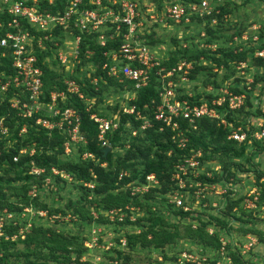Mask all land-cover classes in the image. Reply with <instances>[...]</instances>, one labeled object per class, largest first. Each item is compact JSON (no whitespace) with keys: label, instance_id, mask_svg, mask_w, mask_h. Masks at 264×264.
<instances>
[{"label":"trees","instance_id":"16d2710c","mask_svg":"<svg viewBox=\"0 0 264 264\" xmlns=\"http://www.w3.org/2000/svg\"><path fill=\"white\" fill-rule=\"evenodd\" d=\"M91 1L84 0L82 7L96 9L99 12L113 9L115 12L117 10L124 15L121 10V0H100V4H95ZM127 1L136 4L135 10L137 14L134 19L140 21L142 9L147 10L149 19H153L150 17L149 6L162 11L165 4L170 2L187 6L190 3H199L201 0ZM210 3L212 4V9L209 13H204L203 15L198 13L190 14V21L186 23L183 21L174 23L167 16H164L165 20L171 24L189 26L190 23H205V30L196 37L198 43L181 45L177 43V40H173L175 49L162 59L159 58V67L170 68L176 65L178 61L185 59L193 64L187 74V81L195 79L200 72L207 73L205 81L211 83L213 89L205 95L207 99H202L200 94H188L178 86L173 88L174 94L171 96V100H187L189 103H200L206 100L211 105L210 100L220 87V83L216 79L217 72L220 69L225 71V77L234 76L233 83L227 88L234 93H244V103L235 111H226L224 105L218 108V112L230 124V128L234 129L237 126H242L243 130L248 134L247 140L237 142L228 138L231 129L218 124V120L214 118L201 117L197 120L195 128H193L186 119L176 117L175 120L178 122L179 128L186 136L185 145L180 147L177 141L178 138L175 135L176 132L165 126L161 120L155 119V107L162 100L160 92L163 91L168 80L165 78V81H163L156 74L158 67L152 68L149 74V81L140 86H136V81L125 78L122 75L118 77L110 76L103 68V64L106 61L103 52L118 48L122 35L127 31L125 23H121L120 34L114 40H108L104 46L98 42L100 32L80 33L81 40L78 45L77 57L80 58L81 65L88 64L92 66L91 76L86 80L74 77L83 98H80L77 93L66 91L62 79V69L58 72L59 70L50 68V64L54 60L56 61L54 52L57 47L53 44L54 40L49 42V44L45 42L47 48L42 51L37 50L38 63L43 71L45 98L49 99L48 94L50 91L64 92V98L58 106L61 108L72 107L77 111L79 114L78 127L85 137V142L72 145L71 151L66 153L64 143L69 140V134L65 129H61L57 125L47 128L35 123L37 117L53 121L57 120L58 116H48L44 112L39 111L23 117L18 114L19 110L17 108L10 106L8 98L12 96V93L7 92L6 96H2L1 100L4 101H0V117L3 116L4 125L8 128V132L7 134H0V171H3V174H0V216L3 217L4 221L0 227V264L8 262L14 257L21 261L22 264H70L72 261H76V264H92L91 262L83 263L78 261L88 250V248L83 246L84 240L88 237L85 233L80 235V245H76L73 241L79 239L78 232L69 234L47 228L46 231L49 236H40V232L43 230L42 226L33 221L25 237L21 238L19 228L21 227L20 224L24 225L25 221L20 219V214L26 213L25 208L30 207L46 212V218L44 219L48 221L49 218L47 217H53L52 225H62L64 220L60 218L67 213L70 217L76 216L80 225L85 222H107L108 215H110L109 212L112 209H120L124 214L123 218L119 220L118 216H115L111 220L117 226L116 233L124 234L126 237V248L134 245L139 247L151 245L153 248L163 250L166 244H171L175 240L177 231L176 227L173 233L167 230L166 226L169 225V222L159 216L162 212L152 210L153 206L158 207L163 212L165 210H173L175 214L172 213V215H177L180 219H183L192 214L190 210H185L184 206L188 205L191 207L192 200L194 202L195 199L199 198V196L197 198L193 197L195 195L194 191L198 190L196 185L191 187H180L178 185V180L173 176L178 164L194 152H200L196 159L199 162L198 167H200L201 172L197 177L189 174L192 182H200V187H203L199 195L204 193L211 185L220 181L224 182L228 188L227 183L230 182V178H234L233 175L236 169L243 172L250 171L251 168L246 167L247 163L237 164L236 160L245 156L247 145H249L250 150L249 157L247 155L248 162H251L250 157L254 152L264 151V139L258 140L251 135L253 131L258 129V126L249 122L248 119L251 117H247L250 114H254L249 112V109L253 107L252 87L262 79L261 75L256 74L253 82L251 80L248 83V70L251 68L264 69V56L254 55L256 50L263 49L264 42H262L263 39L261 37L256 41L252 39L253 35L258 36L255 31L246 40L241 38L244 34H235L236 37H240L244 42V45L238 44L236 48L215 43L216 40L223 36L219 26L222 25L224 17L232 13L230 6L232 2L229 0H210ZM39 4L43 8L42 10L45 9L52 13L62 12L67 6L66 0H55V4L51 5L46 0H40ZM0 19H4V16H0ZM111 31L113 30H107L105 33L108 34ZM58 33L59 31L56 30L53 34L56 36ZM136 34L138 35L137 40L152 50L151 46L155 45L156 41L147 35L139 34V31ZM184 40L186 41L187 38H184ZM252 41L261 43L256 44L257 46L252 48L249 46ZM210 44L215 45L214 50L210 49L212 48ZM89 51L90 54H87ZM45 56H48L49 59L53 58V61L45 60ZM203 60L208 61L211 65L201 64ZM240 61L247 63L245 76H240L237 73L236 66ZM212 66L216 68V71H213ZM172 79L174 81L178 78L173 76ZM263 91L264 87L261 88L259 93L262 94ZM111 92H129L132 98L126 102L125 106L134 105L133 113L123 112L122 107L125 106L121 104H109V100L106 98ZM87 99L94 100L92 110H87L86 108ZM101 103L107 104L105 107L107 111H99L98 107ZM111 107L116 111L111 113L109 110ZM93 111L98 112L101 116L109 117L112 115V117H117L119 122L117 130L113 134L107 133L105 137L109 139L112 149L117 147V149L122 150V153L112 157V151H109L104 155L103 147L100 146L97 138L98 124L90 118V113ZM243 112H245V122H240L237 119V115ZM254 115L257 118L264 117V112L258 109ZM144 119L149 121V126L141 129L140 125ZM22 127L26 128L25 132L19 135ZM63 127H66V124H63ZM133 131H136L135 134L132 133ZM21 149H26V152L20 153ZM31 150H33L32 153H30ZM85 152L93 154V157L83 158L82 155ZM16 155L19 156L17 160H14L13 157ZM213 162L220 163L218 172L209 168V165ZM102 163H105V165H102ZM33 168L40 169V172L35 173ZM53 169L57 173H54ZM121 171L126 172V174L119 178L118 175ZM253 171L256 175L255 185L259 190L256 207L245 209L242 203L246 194L243 193L236 198L233 195L235 192L232 190L217 194L219 195V201L215 207L212 206L213 201L206 197L202 200L200 209L202 211L208 210L211 213L210 219L203 220L198 214L197 226L192 229L190 226L186 228L187 235L191 240L196 241V244L211 252L215 249L220 250L221 240L218 238L219 233L224 232V236L227 237L233 236L232 227L230 226L232 221H238L241 224H251V222L257 221V213L264 207V180H261L264 174L257 167ZM149 173L155 175L158 183L150 185L146 192L136 193L132 196L130 190L134 185L133 183L139 185ZM18 181L21 182L22 193L13 192L10 197L7 196L5 193L7 189ZM75 181L80 182L77 187L79 196L74 202L68 199L64 203L61 216L54 215L58 209L51 208L50 204H48L49 202L41 200L43 197L40 192H36L37 188L40 191L42 187L47 189L52 185H75ZM83 182H91L93 187L84 186ZM207 185L209 186L206 187ZM32 190L35 192L31 194ZM174 193L182 195L181 205H177L174 201L168 203V197L170 198ZM11 197H17L20 201L15 202L10 199ZM205 201H208V204ZM128 206L129 208L137 207V211L141 209H148L149 211H146L144 216H138L132 221L130 220L131 211ZM92 207L102 211L96 219L87 212ZM4 209L13 213L12 218L7 219L4 217L5 214H2ZM13 221L16 223L13 224ZM70 221H73L72 218ZM127 226L128 228L138 227L140 231L136 233L135 230H127ZM208 227L212 228L211 233L208 232ZM246 230L253 229L247 228ZM13 236H16V238H13ZM20 242L23 244V248L16 249V244ZM46 243H49L47 254L41 250ZM179 251L178 253H173V260L164 261L175 262L180 255ZM121 252V250L116 249L111 251L110 254H112L114 259L120 260L119 257L122 258L124 255ZM72 253L75 255L73 260L71 258ZM228 253L233 258L234 263H246L239 256L240 252L233 250ZM206 261L209 264L215 263L212 258L211 260L208 258ZM10 264L13 263L11 262ZM116 264H125V262ZM187 264L201 263L190 262Z\"/></svg>","mask_w":264,"mask_h":264},{"label":"built area","instance_id":"2783aa9c","mask_svg":"<svg viewBox=\"0 0 264 264\" xmlns=\"http://www.w3.org/2000/svg\"><path fill=\"white\" fill-rule=\"evenodd\" d=\"M39 1L0 0V16H4V19H0V101L3 102L4 100H1L2 96H6L8 94L7 92H11L12 96L6 98H8L11 107L19 110V115L23 117L30 116L42 111L48 116H58V119L53 121L47 118L37 117L35 123L47 128L57 125L59 128L65 129L69 134V140L64 143L66 153L71 151L72 145L85 142V138L79 132V114L72 107L61 108L58 106L64 98L63 91H50L48 94L49 99L45 98L43 91V71L38 63L37 57V50H45L47 48L45 42L49 44V42L54 40L53 33L56 30L59 31L58 34L62 33L63 43L53 41V44L57 47L55 48L54 56L60 65L65 67L68 52L66 48L71 47V51L69 52L77 58L78 45L81 40L80 33L100 32L98 42L104 46L108 40H114L120 34L121 23H125L127 31L122 35L123 37L118 44V48L103 52V55L106 57L103 68L110 76L118 77L122 75L125 78L136 81V86H140L149 81V74L152 68L158 67L156 74L159 75L161 80L165 81V78L168 80L163 91L160 92L162 100L155 107V119L161 120L165 126L170 127L176 132L175 135L178 138L177 141L180 147L185 145L186 136L179 128V124L175 120L176 117L186 119L193 128H195L197 120L204 116L217 119L218 124H221L223 127H231L220 112H218V108L225 105L226 111H235L243 105L245 94L234 93L228 88L219 87L216 90L215 96L210 100L211 105L204 101L200 103H189L187 100H171V96L174 94L173 88L178 85L175 84L176 82L175 80L173 81L172 77L177 76L181 81H187V74L193 67V64L191 61L184 59L178 61L176 65L170 68H165L164 66L159 67L160 59L158 56L145 46V44L137 40L138 35L136 32H138V27L142 23L134 19V16L137 14L135 10L136 4L127 0H121V10L124 14L122 15L120 11L116 10L115 12L113 9L99 12L96 9L84 8L82 7L84 0H66L67 6L62 12L52 13L45 9L42 10L43 8L39 4ZM46 1L49 5L55 4V0ZM91 2L100 4V0H92ZM211 9L212 4L210 0H201L199 3H190L187 6L170 2L163 7V14L174 23H180L182 21L186 23L190 21V14L198 13L199 15H203L204 13H209ZM150 14V17L154 18V14ZM110 29L113 31L106 34L105 32ZM65 33H68L70 36H64ZM241 38L246 40L248 36L242 35ZM252 39L255 41L259 40L257 35H253ZM67 42H70L72 45H68ZM64 45H66V48ZM87 54H90V51ZM254 55L264 56V48L256 50ZM45 60L49 61V57L45 56ZM50 68L52 67L50 66ZM246 68L247 63L245 61L238 62L236 66L238 75L245 76ZM247 82H251L248 77ZM63 83L67 92L77 93L80 98H83L75 80L68 81L63 77ZM212 90L211 86L210 91ZM86 102L87 110H92L93 105L90 104V100L87 99ZM134 109V105L122 107V111L125 113H133ZM90 118L98 124V140L100 141V146H107V138L105 136L107 133L113 134L117 130L119 125L118 119L116 117L107 118L99 116L96 112H91ZM3 119V116H1L0 134H7L8 128L4 125ZM248 120L250 121V119ZM252 123L258 126V129L253 131L251 135L258 140L264 139V117L256 118V122ZM63 124H66V127H63ZM146 126H149V121L144 119L140 128L143 129ZM25 129V127H22L19 135L25 132ZM230 129L228 138L234 139L237 142L247 140L248 134L243 130L242 126ZM135 132L133 131L132 133L135 134ZM25 152L26 149L20 150V153ZM32 152L33 150L30 151V153ZM199 155L200 152L198 151L185 158L177 165L173 176L178 180L180 187L196 185L198 190H200V194L203 190L200 187V182L187 185V181L190 179L189 174L197 177L201 172L200 167H198L199 162L196 159V156ZM17 157V155L13 157L14 160H17ZM82 157H93V154L85 152ZM102 165H105V163H102ZM33 171L39 173L40 169L33 168ZM53 171L57 173L55 169ZM125 174L126 172L121 171L118 177L122 178ZM157 183L158 180L155 175L149 173L139 185L133 183L134 185L130 193L134 195L136 193L146 192L150 185ZM82 184L90 188L93 187L91 182H83ZM34 192L32 190L30 193L32 194ZM258 195L259 193L257 195L246 194L243 198V207L245 209L254 208L258 200ZM181 197L182 195L175 194L173 201L177 205H181ZM109 213V216H113V219L115 216H118L119 219V214H122L119 220L124 216L120 209L111 210ZM224 249V245L221 246V252ZM183 256L187 257V260L185 259L186 262L200 263L197 258H194L190 254L184 253ZM231 264L237 263L231 262Z\"/></svg>","mask_w":264,"mask_h":264},{"label":"rangeland","instance_id":"374dc122","mask_svg":"<svg viewBox=\"0 0 264 264\" xmlns=\"http://www.w3.org/2000/svg\"><path fill=\"white\" fill-rule=\"evenodd\" d=\"M232 3L230 4L232 13L228 16L224 17V20L222 22V25L219 26V28L222 31V37H220L218 40H216L215 43L217 44H223L227 47H238V44H243V40L240 37H236L235 34L242 33L246 36H249L250 34L253 35V33L258 34V38L261 37L263 39L262 42H264V1L262 0H229ZM150 12L153 13L154 18L149 19L147 17V10H143L140 12V22L142 23L141 26L138 27L139 34L147 35L148 37L152 38L156 41L155 45H152V51L158 56V58L162 59L163 57L167 56L169 53H171L172 50L175 49V44L173 40H177L178 44L188 45V44H194L198 43L197 36L199 33L204 32L205 30V23L197 24V23H190L189 26H186L185 24H171L170 22H167L164 18L163 9L162 11H159L160 9H153V7L149 6ZM259 32V33H258ZM201 35V34H200ZM64 36L68 37L70 36L68 33H65ZM54 41L63 43V36L61 34H56V36H53ZM64 37V38H66ZM184 38H187L185 41ZM260 38V39H261ZM202 39V38H201ZM261 39V40H262ZM71 41V40H69ZM143 41V40H142ZM68 45H72V41L67 42ZM202 43V42H201ZM261 42H250L249 46L253 48V46H257L256 44H260ZM264 44V43H263ZM244 45V44H243ZM212 46V50H214V46ZM66 48V45H64ZM242 48V47H240ZM264 48V47H263ZM54 50V49H53ZM67 52V63L65 67L62 66L60 63L56 60H54L53 63L50 64V66L55 69L60 70L62 69V79L63 77L65 80H73L74 77L79 78L80 80H86L91 76V65L84 64L81 65L80 58L74 57L71 52V47L66 48ZM49 60L53 61V58H50ZM201 64H207V66H210L211 64L203 60ZM91 66V67H90ZM213 71H216V68L213 67ZM229 72V71H228ZM248 78L252 80L254 75L258 74L261 75L262 79L255 83V85L252 87V105L253 107L249 109V112L256 114L257 110L260 109L262 112H264V91L263 93H259L261 88L264 87V69H257V68H251L248 70ZM68 74V75H66ZM205 74V75H204ZM207 73L200 72L195 79L189 80V81H181L180 79L175 80V84L180 87L181 89H184V91L188 94H200L202 99H207L205 95H207V92L210 91V87L212 86L211 83L208 81H205ZM225 71L219 70L216 75V79L218 83H220V87L229 86L233 83L234 76H228L225 77ZM132 98V95L129 92L126 93H113L111 92L106 99H108L109 104H118L125 106L126 102ZM204 102H207L206 100ZM103 105V106H102ZM106 103H101L100 106L101 110H105ZM100 109V108H99ZM100 110V111H101ZM111 113L115 112L116 110L111 107L109 109ZM245 112L241 113L240 115H237V119L240 120V122H245ZM254 114H250L247 117H251L249 122H256L257 116ZM111 118L112 115L110 116ZM115 117V116H114ZM258 121V120H257ZM9 136V135H8ZM107 146H110V141L107 138L106 140ZM247 150L245 153V156L239 158L236 160L237 164L247 163L246 167L251 168L249 172H243L241 170L237 171V169L234 172L233 177L230 178V182L227 183L228 188L226 187V184L224 182H216V184L211 185L210 188L206 189L204 193L199 195L200 190H195L193 197L199 198L196 200H192V205L189 207L188 205L184 206L185 210H190L192 212L191 216H188L186 218L180 219L177 215H172L173 210H165L164 212L162 210H159L158 207L153 206L154 208L152 210H156L158 212H162L159 216L164 218L169 222V225H167V230L170 233L175 232V227L177 231V236L175 240L171 244H166L165 247L162 249H156L153 248L151 245L146 247H139L138 245H134L133 247L126 248V237L124 234H118L116 233L117 226L113 219V216L108 215L107 222H85L81 225L78 222V219L76 216L70 217L68 213L66 215H62L63 217L60 219L64 220V223L61 225H52L54 218H49L48 221H46L44 218H46V212L35 210L33 208H25L26 213L20 214V219L25 221L24 225L20 224L21 227L19 228L20 237L24 238L25 234H27V230L30 229V224H32L33 221H35L38 225L41 224V228L43 229L40 232V236H49V233L46 231L47 228L55 229L59 232L69 233V234H76L79 235V239L76 241H73L74 244L76 243L80 245V235L85 233L88 235L87 239L84 240L83 245L88 248L87 252L83 254L78 261L80 262H91L92 264H104V263H124L125 264H187L190 262H186L185 259L187 257H184L183 254H190L194 258H197V260L201 264H209L206 260L208 258H212L214 260V264H231L233 262V258L230 257L229 251H238L240 252V257L245 264H264V207L261 208V211L257 213V221L251 222V224H241V222L238 221H232L231 222V232L233 236H224V232L219 233V239L221 240V246L224 245V250L221 252V249H215L212 252L203 249L200 245L196 244V241L191 240L188 235L186 228L188 226L192 228L197 226V218L200 215L203 220L210 219V214L207 211H202L200 209V205L202 203V200L206 197L210 198L212 202V206L215 207L218 205L219 201V195L220 193L230 191L232 190L235 192L233 195L239 197L241 194H251V195H257L259 193V190L257 186L255 185L256 182V175L254 173V168L257 167V169H260L264 174V151L261 152H254L251 157L250 161H247V155L249 154V145H247ZM111 156L115 157L116 155L122 153V150H119L116 148L110 149ZM76 154V153H75ZM19 156V155H17ZM249 157V155H248ZM254 164V165H253ZM212 169V171L218 172V169L220 168L219 162H213L209 165ZM4 167V166H3ZM249 170V169H248ZM0 174H3V171H0ZM13 174V172H11ZM261 180H264V176H262ZM76 184H64V185H52L48 187L47 189L42 187L41 190L36 189V192H40L41 196L43 197L41 200L49 202L51 208H57V213H54V215L61 216L62 210L64 209V203L71 199L72 202H74L78 196L79 191L77 187L79 186V181H75ZM196 182H192V180L187 181V185L189 184H195ZM84 185V184H83ZM85 186V185H84ZM207 185L206 187H208ZM214 186V187H213ZM203 188V187H201ZM22 193L21 188V182H14L13 185L7 189L5 192L7 196L10 197L12 193ZM29 194V193H28ZM131 194V193H130ZM176 193H174L175 195ZM132 195V194H131ZM174 195L168 197V203L173 201ZM133 196V195H132ZM13 201H20L17 197H11L10 198ZM222 201V200H221ZM22 203V202H21ZM205 203L208 204V201H205ZM244 203V200H243ZM242 203V205H243ZM256 207V206H255ZM128 209L131 211L130 220L134 221L138 216H144L145 212L149 211L148 209H141L139 211L137 207H130L128 206ZM85 210V209H84ZM115 210V209H112ZM86 211V210H85ZM99 209H95L94 207L91 208L90 211L87 210V212L93 217L97 218L98 214L102 212ZM68 212V211H67ZM157 212V213H158ZM5 214L4 217L7 219L12 218L13 213L6 211L4 209L3 213ZM114 214V213H113ZM175 214V213H174ZM199 214V215H198ZM122 214H119V219L121 218ZM4 218V219H5ZM72 218L73 221H70ZM4 223L3 217L0 216V227ZM13 224L16 222L13 221ZM247 228H251L253 230H246ZM127 230H135L136 233L140 231L138 227H129L127 226ZM208 232L211 233L212 228L208 227ZM1 233V232H0ZM253 233V234H252ZM150 237V236H149ZM13 238H16V236H13ZM62 241V240H61ZM88 246H87V244ZM252 243H254L252 246H250ZM75 246V245H74ZM49 243H46L42 248V252L47 254L48 252ZM250 247V248H249ZM23 244L17 243L16 249H22ZM249 248V249H247ZM119 249L123 252V254L126 256L124 258V255L122 258L119 257L120 260L114 259L112 254H110L111 251ZM181 249V251H179ZM179 256L177 257V260L175 262L172 261H164V260H173L172 256L173 253H178ZM121 252V253H122ZM237 253V254H238ZM71 258H75V255L72 253ZM227 258L228 261H227ZM187 260V259H186ZM196 260V259H195ZM22 264L21 261L17 260L15 257L8 260V262H3L1 264ZM70 264H76V261H72Z\"/></svg>","mask_w":264,"mask_h":264},{"label":"crops","instance_id":"0c3cea01","mask_svg":"<svg viewBox=\"0 0 264 264\" xmlns=\"http://www.w3.org/2000/svg\"><path fill=\"white\" fill-rule=\"evenodd\" d=\"M91 67V66H90ZM91 70H92V68H91ZM87 103V102H86ZM90 104H92V105H94V100H90ZM129 106V105H128ZM127 105L125 106V107H128ZM131 106V105H130ZM101 107L102 106H99L98 107V109L100 108V110H101ZM87 108V107H86ZM99 110V111H100ZM93 112H96V111H93ZM97 114H98V112H96ZM99 116H101L100 114H98ZM104 117H106V116H104ZM107 118H111L110 116L109 117H107ZM113 118H115V117H113ZM117 118V117H116ZM79 132H80V130H79ZM99 132V131H98ZM81 133V132H80ZM81 135H83L82 133H81ZM84 137V136H83ZM85 138V137H84ZM97 138H98V135H97ZM99 141V140H98ZM99 143H100V141H99ZM104 148V147H103Z\"/></svg>","mask_w":264,"mask_h":264},{"label":"water","instance_id":"95a60500","mask_svg":"<svg viewBox=\"0 0 264 264\" xmlns=\"http://www.w3.org/2000/svg\"><path fill=\"white\" fill-rule=\"evenodd\" d=\"M110 149H111V147H109V146H105V147L103 148V153H104V155H106V154L110 151Z\"/></svg>","mask_w":264,"mask_h":264}]
</instances>
